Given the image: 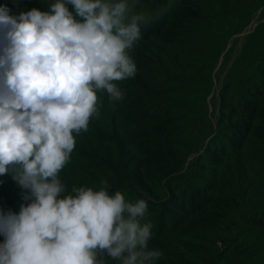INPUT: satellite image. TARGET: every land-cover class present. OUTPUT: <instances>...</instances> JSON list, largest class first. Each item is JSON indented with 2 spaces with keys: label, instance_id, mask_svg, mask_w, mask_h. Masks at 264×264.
<instances>
[{
  "label": "rangeland",
  "instance_id": "obj_1",
  "mask_svg": "<svg viewBox=\"0 0 264 264\" xmlns=\"http://www.w3.org/2000/svg\"><path fill=\"white\" fill-rule=\"evenodd\" d=\"M54 0H0L10 14ZM154 19L129 55L122 101L100 116L59 178L144 199L156 264H264V0H139ZM22 189L0 176V209ZM4 237L0 236V243ZM106 264L119 261L104 257Z\"/></svg>",
  "mask_w": 264,
  "mask_h": 264
},
{
  "label": "clouds",
  "instance_id": "obj_2",
  "mask_svg": "<svg viewBox=\"0 0 264 264\" xmlns=\"http://www.w3.org/2000/svg\"><path fill=\"white\" fill-rule=\"evenodd\" d=\"M139 0H54L49 11L18 16L0 6V176L25 190L19 214L0 209V264H156L144 199L66 185L59 178L76 147L109 104L116 82L134 78L129 55L153 22Z\"/></svg>",
  "mask_w": 264,
  "mask_h": 264
}]
</instances>
